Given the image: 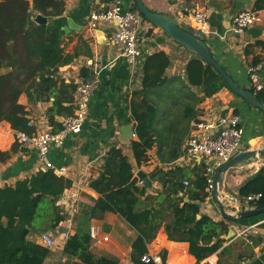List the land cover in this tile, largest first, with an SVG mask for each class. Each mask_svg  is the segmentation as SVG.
Segmentation results:
<instances>
[{"label":"trees","instance_id":"obj_1","mask_svg":"<svg viewBox=\"0 0 264 264\" xmlns=\"http://www.w3.org/2000/svg\"><path fill=\"white\" fill-rule=\"evenodd\" d=\"M263 8L264 0H255L253 9ZM130 9L137 10L136 5L133 3ZM63 12V0H0V123L9 124L15 132L26 135L36 132L29 125L26 107L19 102L21 96L30 104L51 103L45 114L52 133L60 130L63 118L74 113L75 84L66 83L59 72L74 56L64 53L63 33L58 27L51 21L38 24L33 20L37 14L51 20ZM184 50L191 55L185 64L186 83L171 93L154 96L155 90L169 82L166 70L171 64L170 56L159 51L148 55L143 62L140 87L133 91L129 101L135 138L128 148L137 167L148 162V153L153 148L160 163L176 161L182 155L191 123L197 120L195 105L228 89L210 65ZM254 64L258 61H253ZM191 88L198 89L202 95L197 97ZM249 91L254 93L252 89ZM255 95L261 102L259 92ZM160 102L169 109L159 124ZM177 118L187 119V124L176 123ZM18 144L15 142L9 150L0 152L1 163L18 152ZM102 160L98 176L89 182L98 197L91 199L93 205L86 207L77 218V229L74 234H68L62 246L61 253L67 263L118 264L114 258L96 255L90 249L93 242L89 236L90 221L112 213L134 233L130 242L133 264H155L152 260L145 263L142 257L148 255L147 245L156 238L160 228L169 241L187 243L188 253L196 264H209L203 261L213 255L217 256L214 264H224L222 258L231 252L230 247L223 248L224 237L229 225L237 221H215L201 213L200 205L210 196L205 169L190 177L180 167L168 170L156 167L149 178L160 188L149 191L138 184L122 147H109ZM71 184L69 179L52 170H38L13 185L0 188V264L44 263L50 249L30 236L57 231L65 219L57 201ZM252 194L261 196L250 204L256 209L264 208V164L238 190L240 200ZM160 257L164 262L165 251Z\"/></svg>","mask_w":264,"mask_h":264},{"label":"crops","instance_id":"obj_2","mask_svg":"<svg viewBox=\"0 0 264 264\" xmlns=\"http://www.w3.org/2000/svg\"><path fill=\"white\" fill-rule=\"evenodd\" d=\"M64 12L61 16L52 18L53 25L62 33V48L65 54L73 55V61L59 69L62 79L66 83L75 84L80 77L96 72L99 78L97 87L93 90L86 119L78 135H68L61 148L50 149L47 155L49 162L55 169L64 168L63 177L71 181V187L58 198L57 205L64 210L65 219L59 224L56 233L66 232L74 234L77 218L92 206L91 199L98 195L89 187L92 178L98 176L103 163V156L109 147L117 145L123 148L133 166L134 176L138 171L149 174L156 168L168 170L180 167L190 173V177L199 171L206 170L212 160L185 156V144L182 155L174 162L162 164L159 162L156 149L148 153V162L137 167L136 162L126 145L119 143L120 131L131 124L129 101L133 91L140 87L141 68L145 58L155 52L163 51L170 56L171 64L166 70L168 84L154 91L159 96L175 91L185 81V64L191 55L182 46L166 36L160 29L143 22L138 40L141 56L134 67L129 65L122 56V46L114 40L116 26L112 23L101 24L97 29L89 28L92 13L105 11L111 1H118L122 10L131 8L132 0H63ZM144 5L153 12L173 17L179 27L194 34L190 16L193 12L204 9L208 15L210 33L202 39L208 46L212 56L220 63L226 73L240 86L252 89L249 79V67L257 60L259 73L263 82V89L259 91L261 103L264 105V8L259 10L260 22L248 27L242 32L231 29L233 17L240 11L253 8L255 0H142ZM260 42L261 45L256 43ZM197 97L202 94L196 88H191ZM76 100V97H75ZM19 102L26 107L29 120L36 132H50L51 127L46 117L47 103L30 104L24 96ZM158 123L165 117L167 105L161 104ZM196 122H213L217 117L237 116L239 128L242 130L241 149L255 150L264 145V114L241 100L229 89H222L210 98L204 99L194 107ZM164 115V116H163ZM61 118H56L60 121ZM192 121V120H191ZM178 124H187V119L177 118ZM192 125V123H191ZM203 135L204 131H196L191 126L187 137ZM3 141V142H2ZM15 131L9 124L0 123V152L7 151L15 143ZM21 157L23 171L19 175H11L10 171L16 158ZM264 164V159L251 160L244 166L230 169L224 175L221 201L230 213L248 208L245 198L238 197L239 188L252 177ZM43 170L39 164L36 151L28 146L18 144V152L5 163L0 162V186L13 185L17 180ZM150 179V178H149ZM151 181L149 191L159 189L157 182ZM77 205V213H71ZM71 207V208H70ZM200 211L215 221L223 218L218 212L210 196L200 205ZM95 227L99 237H106L107 241L100 244L91 242L90 249L96 255L114 258L118 264H133L130 261V242L134 233L115 214L106 213L103 218L93 219L89 228ZM232 231L230 239L223 248L230 247L231 252L222 258L224 264H264V215L237 220L229 225ZM40 236H30L35 242L42 244ZM62 246L57 244L50 249L43 264H72L67 263L61 253ZM148 255L157 261L165 251V261L162 264H196L195 259L188 253V245L184 242H172L167 239L163 228L156 238L147 245ZM226 258V261L224 260ZM76 261V260H72ZM217 256L213 255L204 262L214 264Z\"/></svg>","mask_w":264,"mask_h":264},{"label":"built area","instance_id":"obj_3","mask_svg":"<svg viewBox=\"0 0 264 264\" xmlns=\"http://www.w3.org/2000/svg\"><path fill=\"white\" fill-rule=\"evenodd\" d=\"M194 28V35L201 38L210 33L208 15L206 10L200 9L193 12L190 16ZM261 15L259 10L253 8L238 12L232 19L231 29L235 32H242L250 26L260 22ZM112 23L116 26L114 40L122 46V56L126 62L134 67L141 56L138 34L143 23V19L137 10H122L118 1H111L105 11L92 13L89 19V28L93 31L101 24ZM249 79L252 90L257 93L263 89V82L259 73V65L254 64L249 67ZM99 78L96 72L88 74L87 77H80L76 81V100L74 113L70 117L61 120V128L58 132H35L26 135L22 132H15V141L20 145L33 148L38 156V161L43 170H52L56 175H65V169L55 167L49 162L47 155L50 149L61 148L68 135H78L88 112L90 96L97 87ZM237 116L217 117L213 122H194L192 126L196 131H204L200 136L195 135L187 139L185 144V156L189 159L195 157L212 160L206 167V178L208 183L207 190L212 191L214 171L227 163L234 155L242 151L241 139L242 130L239 128ZM29 125L31 123L29 122ZM132 138H135L133 132ZM138 184L141 182L138 181ZM187 185V182H184ZM260 194H252L245 197V203L249 209H255L250 202H255L260 198ZM71 208V207H70ZM77 205L72 208L71 213H76ZM89 236L96 244L106 242V237H99L95 227L89 228ZM68 233L62 232L53 239L51 234L41 236L42 245L48 249L56 247L57 244L64 245ZM155 264H162L160 257L155 261L149 255L142 257V261Z\"/></svg>","mask_w":264,"mask_h":264},{"label":"water","instance_id":"obj_4","mask_svg":"<svg viewBox=\"0 0 264 264\" xmlns=\"http://www.w3.org/2000/svg\"><path fill=\"white\" fill-rule=\"evenodd\" d=\"M136 5L137 11L140 15L144 17V19L154 25L158 29H160L166 36L171 38L173 41L178 43L180 46L185 48L186 50L194 53L200 59H202L205 63L210 65L225 81L228 89L239 97L244 102L248 103L251 107L258 109L264 114V105L257 99L255 93L249 91V89H245L240 87L223 69L220 63L212 56L208 46L203 41V39L195 36L193 33L184 31L181 29L177 23V21L166 14H161L157 12L151 11L147 8L142 0H132ZM35 23L38 24H46L47 18L43 17L40 14H37L33 19ZM133 126L131 124L123 127L120 131L119 143L122 145L129 146L132 141L133 134ZM264 159V145L255 150H246L240 151L236 155H234L227 163L223 164L219 168L214 171L213 175V187L211 191V198L218 209L221 217L229 222H236L237 220H242L246 218L256 217L259 215H264V208L262 209H249L236 211L235 213L228 212L221 198H224L222 195V188L224 182V175L230 169L235 168L237 166H244L247 162L251 160ZM23 171L22 159L21 157H17L15 164L13 165L10 174L11 175H19ZM136 178L141 184L146 187H151V181L143 171H138L136 173ZM0 183H1V173H0ZM1 188V186H0ZM232 236V231H228L225 239H230Z\"/></svg>","mask_w":264,"mask_h":264},{"label":"rangeland","instance_id":"obj_5","mask_svg":"<svg viewBox=\"0 0 264 264\" xmlns=\"http://www.w3.org/2000/svg\"><path fill=\"white\" fill-rule=\"evenodd\" d=\"M143 22H145V21H143ZM147 23H148V22H147ZM228 212H230V211H228ZM233 213H235V212H233ZM43 234H51L52 237H53V239L57 238V233H56V232H55V233H53V232H45V233H43Z\"/></svg>","mask_w":264,"mask_h":264},{"label":"bare ground","instance_id":"obj_6","mask_svg":"<svg viewBox=\"0 0 264 264\" xmlns=\"http://www.w3.org/2000/svg\"><path fill=\"white\" fill-rule=\"evenodd\" d=\"M3 142V141H2Z\"/></svg>","mask_w":264,"mask_h":264}]
</instances>
